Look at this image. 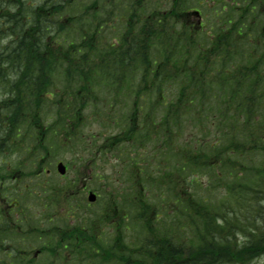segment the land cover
<instances>
[{
    "label": "trees",
    "instance_id": "obj_1",
    "mask_svg": "<svg viewBox=\"0 0 264 264\" xmlns=\"http://www.w3.org/2000/svg\"><path fill=\"white\" fill-rule=\"evenodd\" d=\"M197 1L171 0L149 13L147 0L124 1L130 7L117 42L104 40L107 19L94 13L93 32L68 47L57 31L62 0L0 4V157L17 156L0 164L1 179L11 165L36 161L40 135L59 128L74 137L93 106L117 131L100 144L102 155L120 157L127 144L155 147L131 158L139 164L136 194L123 205L109 196L93 221L63 231L70 246L59 240L52 250L77 252L79 264L264 259V27L250 4L226 0H217L222 8L210 10L209 24H192L187 10ZM54 89L56 117L45 131L52 116L43 107ZM0 195L7 196L1 187ZM130 229L137 235L127 243ZM10 231L0 230L1 240ZM14 252L10 264H33Z\"/></svg>",
    "mask_w": 264,
    "mask_h": 264
},
{
    "label": "rangeland",
    "instance_id": "obj_2",
    "mask_svg": "<svg viewBox=\"0 0 264 264\" xmlns=\"http://www.w3.org/2000/svg\"><path fill=\"white\" fill-rule=\"evenodd\" d=\"M4 1L9 2V0H0V4L2 5ZM14 1L15 0H13V2ZM30 1L36 6H39V4L43 3L45 0ZM94 1L96 0H77L69 7L70 10L67 11L69 13L65 11L61 18L63 19L64 17L65 19V17L72 16L83 18V10L86 11L87 7ZM97 1L100 2V7L98 8L99 14L96 16L100 19L104 16L107 19V25L109 26L111 24L118 26V20L121 18V15H128V7L121 6L116 12L117 15L114 14L109 19L107 17V13L111 6H108L107 4L103 6L102 2L105 0ZM204 1L205 5L202 6V8H204L206 13L210 14L209 10L212 12L215 11V5L212 0ZM214 1L217 4L218 1ZM234 1H238V5L240 6L245 4L244 0H226V3H229L230 5L233 4ZM222 3L223 2H220L218 4L219 8H222ZM170 5L171 0H147L144 8L147 12H152L155 9H167ZM193 5L197 6V4ZM261 15L262 17L260 23L261 26H264V12ZM195 20L196 19H194V21ZM109 31L111 32L110 35H112L116 31V28L111 27ZM58 84V88H61V82ZM55 91L56 90L54 89L48 95L47 101L43 107L44 111L48 112L50 116L53 117H50L49 120L44 123L43 130L45 131L47 128H51V120L56 117V114H51L50 112L51 110H55L54 107L52 108V104L56 101L57 96ZM94 108L95 107L93 106L88 110V118H86L85 121L86 123L79 126L77 134L74 137L67 138L64 131L59 128L55 131H48L46 138H44L45 135L44 137L43 135H40L39 142L43 144V148L35 147L39 153L36 161L25 162L19 169L11 165L8 169L9 172L4 175V178H0L1 189H6V192L13 193L12 198L18 197L20 199V203H22H18V206L20 207L17 208L19 210L15 208L17 211H22V214L19 216L15 213L14 215L11 214V218L9 219L11 225L21 226V228L18 229L17 234L13 232V235L17 236L20 242L18 246L21 250L26 249L27 252H29V257H32L36 250L46 245L48 242L47 237H38L40 232H33L37 226H40V228L44 231L47 230L46 236L53 235V238H55V233L52 232L51 228L55 226L62 227L65 224L78 225L79 223L93 221L98 214L102 213V210H105L103 208L106 206L109 196L115 195L123 205L124 199L128 194H136L138 192V188L140 190L139 186L136 188V186H134L131 182L132 178L138 174L139 167V164H136L137 167L136 165H131V158L133 156H143L142 154L144 151H148L149 156L152 154L154 155V144L150 143L147 145V149L127 144L128 149L121 154L120 157L116 155V151L105 152L102 157H100V153H98L97 148L108 138L110 133L115 134L117 131H112L111 129H107L105 127V123L110 121L102 113L103 107ZM45 126H47V128H45ZM33 145L34 143H32V146ZM43 155H45V157H43ZM6 158L7 161L10 159L14 160V163L17 161V156L13 154L9 157H0V164L6 162ZM25 158L26 154H23L20 160H24ZM143 160L144 159L141 158L140 163L143 162ZM43 161L45 162V168L48 170L46 171L47 174L43 173L40 176L34 175V172L38 169L39 164ZM59 161H63L69 166L68 172L65 176H62V174H59L57 171V163ZM131 166H133V168H130ZM73 180H75L76 183ZM204 184V193L210 195L208 192L209 183L207 179H205ZM27 186L31 188L29 192L32 191L33 188L32 194L27 191ZM90 190H93L98 194L96 202L88 201L87 197ZM222 192L223 190L220 191V197L222 196ZM62 193H71L74 196L69 199L61 198L59 202H51L50 197ZM28 205L30 207H28ZM8 206V203L1 202L2 210L3 208L11 210ZM72 207L76 212L74 214H67ZM109 211L113 212V208ZM109 211L107 212L110 215L111 213ZM74 215L75 217L72 218ZM21 219L28 224L20 222ZM100 225L101 229L107 233L108 236L113 234V227L111 225L101 222ZM136 232V230L133 231V229H130L126 233L125 241L130 243L131 239H133L132 235H137ZM13 235L8 236L13 237ZM5 244L9 249H17L16 241L11 242L9 237L6 238ZM48 259L49 257L47 254H42L39 259L37 258V262L35 264H45L48 262ZM5 260L8 261L6 252L0 251V262ZM263 263L264 259L258 260V263L256 264Z\"/></svg>",
    "mask_w": 264,
    "mask_h": 264
},
{
    "label": "water",
    "instance_id": "obj_3",
    "mask_svg": "<svg viewBox=\"0 0 264 264\" xmlns=\"http://www.w3.org/2000/svg\"><path fill=\"white\" fill-rule=\"evenodd\" d=\"M58 169H59V171H60L62 174H64V173L66 172V166H65L63 163H60V164L58 165ZM89 200H90V201H95V200H96V194L93 193V192H91V193H90V196H89Z\"/></svg>",
    "mask_w": 264,
    "mask_h": 264
}]
</instances>
